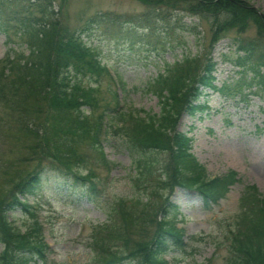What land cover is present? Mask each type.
<instances>
[{"label":"trees","instance_id":"1","mask_svg":"<svg viewBox=\"0 0 264 264\" xmlns=\"http://www.w3.org/2000/svg\"><path fill=\"white\" fill-rule=\"evenodd\" d=\"M140 1L149 7L142 14L129 17L103 12L91 16L81 29L71 31L59 28L54 6L46 0H0V30L1 19L8 16L4 15L2 5L21 3L24 16L18 24L28 51L27 54L21 52L18 57L8 55L5 60L7 63L0 72V100L8 93L10 97H17L21 104L29 100L43 102L47 109L44 113L53 112L55 124L52 126L57 133H63L66 142V148L61 151L56 138L44 137L40 129L48 120H34L27 107L21 112L16 111L21 116V125L38 138L34 154L39 152V162L8 195L0 198V264L38 261L43 264L48 258L51 249L44 240L42 224L36 216L40 187L48 171L67 176L70 186H83L84 195L90 201L100 194L92 169L81 165L83 157L74 148V143L83 137L91 141L107 165L102 137L108 138L112 132L122 135L124 146L137 168L135 186L150 192L151 196L158 194L157 185L170 191L182 187L196 192L208 208L217 204L230 186L239 181L234 170L209 178L191 153V137L177 131L176 124L183 112L191 116L208 112V91L228 94L234 88L242 93L245 87L253 86L264 91V13L246 0ZM179 2L186 4L184 10L189 15L211 23L214 29L212 46L229 30L244 31L251 23L256 26V37H235L233 54L225 55V59L236 67L237 79L218 85L217 64L210 56L204 59L201 67L196 58L187 57L148 83L147 87L160 98L159 113L142 114L139 110L118 109L117 94L112 91L114 117L105 110L92 117L100 105V81L102 77H110L97 49L84 40L92 25L102 23L123 28L125 24L130 32L149 29L151 36L171 34L176 25L183 31L195 33L197 25L188 28L176 14L173 16L167 11L171 8L166 6ZM155 43L148 41L145 46L157 49ZM8 73L10 76L5 78ZM39 111L43 109L39 108ZM259 130H264V121ZM160 152H168L164 163L158 160ZM40 153L48 156V162L40 161ZM157 170H161V178H155ZM169 198L170 195L164 197L160 204L149 196L133 199L128 204L118 199L120 203L109 210L110 219L96 226L91 235L93 246L101 250L97 264H167L166 254L184 249L182 229L174 223L181 212ZM239 204L226 264H264V192L253 184L246 185ZM139 206L137 213L135 209ZM15 211L31 219L23 230L12 220ZM150 225L154 230L148 237L145 228Z\"/></svg>","mask_w":264,"mask_h":264},{"label":"rangeland","instance_id":"2","mask_svg":"<svg viewBox=\"0 0 264 264\" xmlns=\"http://www.w3.org/2000/svg\"><path fill=\"white\" fill-rule=\"evenodd\" d=\"M46 1L54 6L59 28L71 31L81 29L95 14L110 12L131 17L149 8L140 0ZM246 2L264 13V0ZM169 6L166 8L171 9L167 11L173 16L176 14L188 28L197 25L196 32L183 31L176 25L171 29V34L161 33V36L158 33L151 36L149 29L130 32L125 24L123 28H118L96 23L89 29L84 40L97 49L101 61L121 80V89H117L113 80L102 77L98 92L100 105L92 117L103 110L113 116L115 104L112 91L118 94L117 102L122 104L121 109L139 110L142 114L159 113L160 98L147 87L148 83L175 62L187 57L196 58L201 67L204 59L210 56L217 64L218 85L237 79V69L225 59V55L233 54L235 37H256V26L251 23L244 31L229 30L212 46L214 29L209 21L186 13L184 2L171 3ZM2 9L4 15L8 16L1 19L0 72L7 63L5 60L9 58L8 55L10 58L18 57L21 52H28L25 37L21 35V25L18 24V20L24 16L21 3L5 4ZM148 41L156 42L157 49L151 46L147 49L145 44ZM8 74L5 78L10 76ZM231 91L228 94L208 91V112L195 116L183 112L176 124L177 131L191 137V153L209 178L221 176L230 170L237 172L239 181L230 186L225 197L207 208L196 192L182 187L170 191L168 188L160 189L161 186L157 185L158 194L151 196L150 192L135 186L137 168L124 146L122 135L112 132L108 138L105 137L103 152L107 165L100 159L91 141L83 137L74 143V148L83 157L81 165L92 169L102 188L96 199L90 201L84 195L83 186H70L67 176L53 171L45 174L39 191L41 204L37 214L40 222H43L42 233L51 245L52 253L44 264H97L101 250L93 246L91 235L96 226L110 219L109 210L114 204L120 203L118 199L128 204L133 199L149 196L153 202L160 204L168 195L171 203L179 207L181 216L175 224L177 228H183L187 241L184 249L171 250L166 260L170 264H226L244 187L253 184L260 192H264V130H259L264 121V91L255 86L250 89L245 87L242 93L234 88ZM24 107H27L29 116L34 120H48L40 127L44 137L56 138L61 144V151L66 148L63 133H57L52 126L55 124L53 112L49 110L44 113L47 109L43 102L29 100L21 104L17 102V97L5 94L0 100V198L8 195L14 185L39 162V152L34 154L38 138L21 125V116L16 112H21ZM39 108L43 111L40 112ZM167 153L157 154L158 160L164 163L168 158ZM39 155L41 162H48V156L43 153ZM160 171H156L155 178H161ZM139 209L140 206L135 212L138 213ZM11 217L21 230L30 224L29 216L19 211H15ZM153 230L154 226H147L145 234L150 237ZM33 264L41 263L38 261Z\"/></svg>","mask_w":264,"mask_h":264}]
</instances>
